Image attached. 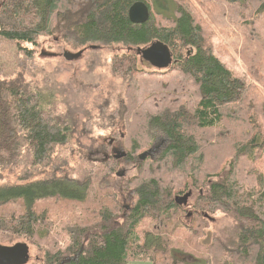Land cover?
Returning <instances> with one entry per match:
<instances>
[{
    "label": "trees",
    "instance_id": "16d2710c",
    "mask_svg": "<svg viewBox=\"0 0 264 264\" xmlns=\"http://www.w3.org/2000/svg\"><path fill=\"white\" fill-rule=\"evenodd\" d=\"M160 1L0 0V247H32L33 264H264V0H164L172 16ZM137 2L145 24L129 18ZM42 38L123 50L110 68L126 84L127 156L65 158L69 123L26 78ZM156 42L167 69L140 64ZM123 164L136 167L122 179L129 211L114 184ZM217 213L237 225L229 244L209 233Z\"/></svg>",
    "mask_w": 264,
    "mask_h": 264
},
{
    "label": "rangeland",
    "instance_id": "374dc122",
    "mask_svg": "<svg viewBox=\"0 0 264 264\" xmlns=\"http://www.w3.org/2000/svg\"><path fill=\"white\" fill-rule=\"evenodd\" d=\"M159 8L168 16H172L175 11L174 4L164 0L160 1ZM217 43L221 48L229 47L231 56L235 59L238 58L237 52L234 51L231 47L232 44L224 35L218 36ZM119 51L123 50L104 45H93L76 50L55 38L41 39V46L36 54V68L26 78L33 89L42 95L44 108H55L62 116L66 117L70 130L62 153L70 164H78L80 161L88 159L102 161L107 157V154L112 155L114 152L118 155L126 153L122 142L126 126L121 113L126 84L110 68L111 58ZM139 57L143 68L156 69L155 65H151V62L142 58V54ZM0 60H8L5 51L0 52ZM235 68L236 70L241 68L245 70L239 61ZM160 143H164L162 138L158 144ZM161 150L155 153L152 158H157L162 152ZM135 169L136 167L131 164H123L120 173H118H123V176L113 180L116 192L120 195L119 197L128 211L130 200L121 190L125 186L122 179L132 177ZM5 175L8 179L13 177L8 169ZM14 175L16 178L17 175ZM197 195L196 192H193L187 200L186 204L189 208L186 213L188 216L183 218L186 223H190L192 220L191 207L196 201ZM236 228L237 225L233 219L222 213H217L210 222L209 233H218L229 244L235 238ZM206 242H209V239H206ZM11 246L13 245L11 244ZM30 251L29 264H33L35 254L32 247ZM178 257L191 264L196 261L185 254H179ZM130 264L151 263L132 262Z\"/></svg>",
    "mask_w": 264,
    "mask_h": 264
},
{
    "label": "water",
    "instance_id": "95a60500",
    "mask_svg": "<svg viewBox=\"0 0 264 264\" xmlns=\"http://www.w3.org/2000/svg\"><path fill=\"white\" fill-rule=\"evenodd\" d=\"M150 17V8L144 2L135 3L129 10V18L134 24H145ZM149 50L151 51L143 50L144 57L146 60L151 61L156 68L167 69L170 66L173 56L167 45L156 42ZM154 152V149H150L142 153L140 159L144 161L147 157H152ZM118 176H123V173L118 174ZM185 201H187V198ZM29 252V247L24 244H17L13 247H0V264H26L29 261Z\"/></svg>",
    "mask_w": 264,
    "mask_h": 264
},
{
    "label": "flooded vegetation",
    "instance_id": "af4514ba",
    "mask_svg": "<svg viewBox=\"0 0 264 264\" xmlns=\"http://www.w3.org/2000/svg\"><path fill=\"white\" fill-rule=\"evenodd\" d=\"M149 61V60H148ZM152 63V62H151ZM154 65V64H153ZM160 141H157V142H155V144H154V146L152 147V149H154L155 150V152H154V154L155 153H158L161 149H162V146H163V144L164 143H160V144H158ZM113 150V149H112ZM162 151V150H161ZM153 154V155H154ZM111 156H114V157H117V158H122V157H125V156H127L126 154H120V155H118V154H116L115 152L112 154V155H108L107 154V159H109Z\"/></svg>",
    "mask_w": 264,
    "mask_h": 264
},
{
    "label": "bare ground",
    "instance_id": "6f19581e",
    "mask_svg": "<svg viewBox=\"0 0 264 264\" xmlns=\"http://www.w3.org/2000/svg\"><path fill=\"white\" fill-rule=\"evenodd\" d=\"M172 59H173V57H172ZM172 63V62H171ZM171 65V64H170Z\"/></svg>",
    "mask_w": 264,
    "mask_h": 264
}]
</instances>
